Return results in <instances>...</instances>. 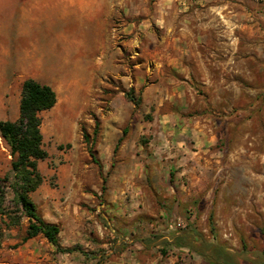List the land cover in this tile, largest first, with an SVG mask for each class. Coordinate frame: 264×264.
<instances>
[{
  "label": "rangeland",
  "instance_id": "obj_1",
  "mask_svg": "<svg viewBox=\"0 0 264 264\" xmlns=\"http://www.w3.org/2000/svg\"><path fill=\"white\" fill-rule=\"evenodd\" d=\"M131 1L111 0L115 13L102 43L106 50L102 47L101 69L98 59L89 64L98 71L81 92L85 98L72 105L62 99L67 81L56 69L39 71L30 60L47 54L58 62L61 53L80 57L86 65L89 52L78 39V28L70 27V36L67 28L64 37L47 8L18 11L16 27H7L5 37L0 26V56L5 46L0 120L19 118L25 79L37 76L53 85L59 103L41 113L48 152L39 162L43 183L56 192L60 204H78L91 215L90 221L96 216L100 222L87 229L84 242L64 246L96 255L89 258L80 251L59 253L42 237L22 242L28 225L24 219L0 233V264H214L194 250L164 243L172 241V230L185 237L189 227L223 244L232 264H264V74L257 75L254 86L238 80L230 68L223 74L216 69L191 81L178 75L187 83L172 87L162 74L151 72L145 56L135 54L141 46L127 44L132 35L123 27ZM63 44L70 49L62 51ZM131 89L142 99L140 105L126 97ZM68 108L75 110L70 128ZM11 160L10 147L0 136V176L10 171ZM35 196L45 211L44 196ZM189 240L200 243L193 236Z\"/></svg>",
  "mask_w": 264,
  "mask_h": 264
},
{
  "label": "crops",
  "instance_id": "obj_2",
  "mask_svg": "<svg viewBox=\"0 0 264 264\" xmlns=\"http://www.w3.org/2000/svg\"><path fill=\"white\" fill-rule=\"evenodd\" d=\"M35 8H47L54 17L53 26L60 25L64 37L67 36V28L70 36V27H77L78 39L84 49H88L89 54L84 60L87 63L84 66L79 61L80 57L70 58L61 53L57 58L58 62L56 56L51 58L47 54H39L30 60L32 67L39 71L41 68H55L58 75L67 81V89L61 95L62 99L71 105L75 101L79 103L85 98L81 97V92L87 91L88 83L98 71L89 64L98 59L97 69H101L102 47L106 50L102 43L115 13L111 0H0V26L3 28V36L7 27H16L18 11ZM125 15L129 17V21L124 24L123 29L132 35L128 46H141V52L137 51L135 54L145 56L151 72L162 74L163 81L172 87L187 83L177 79L178 75L184 79L188 77L191 81V78L197 79L199 75L214 74L216 69H220L223 74L225 69L230 68L238 80L250 81L254 86L257 75L264 74V0H156L153 4L149 0H133L131 4H126ZM68 42L72 44L73 41L70 42L68 37ZM70 47L69 44H63L62 51L69 50ZM103 55H107V52ZM4 66L5 46L0 56V70ZM169 75L174 78L171 79ZM29 78L53 87L51 83L40 80L37 76ZM82 82L87 83L85 85ZM83 85L85 87L81 88ZM59 100L58 95L57 104ZM72 113H75L72 108H68L65 113L68 128L73 120L70 118ZM36 194L44 196L45 211L36 200ZM55 197L56 192L48 189L44 183L32 194L47 221L68 228V232L62 229L60 233L63 246L84 242L82 237L87 235V229L95 226L96 222L100 223L98 217L94 216L90 221L91 215L86 210L82 211L81 206L75 204L70 208L68 202L64 204L62 200L63 204H60ZM37 237L47 240L42 235ZM126 263L128 261L117 264ZM46 264H55V261H47Z\"/></svg>",
  "mask_w": 264,
  "mask_h": 264
},
{
  "label": "trees",
  "instance_id": "obj_3",
  "mask_svg": "<svg viewBox=\"0 0 264 264\" xmlns=\"http://www.w3.org/2000/svg\"><path fill=\"white\" fill-rule=\"evenodd\" d=\"M125 95L135 105H140L142 99L136 97L134 89L127 91ZM57 102V92L50 84L35 78H27L23 81L21 88L19 118L14 121L0 120V136L9 145L12 156L10 171L0 176V233L20 226L23 220L27 219L28 225L22 242L42 235L59 253L80 251L85 257L95 258V254H90L79 246L64 247L60 239L62 230L60 225L47 221L32 198V194L44 182L39 162L48 158V152L43 146L41 113L52 109ZM93 133L95 137L98 136L99 124L95 126ZM126 133L127 128L123 131L124 135ZM84 138L87 142L91 141L88 133L84 134ZM121 141L122 138L119 143ZM118 145L115 151L118 150ZM91 156L102 167L101 162L92 152ZM173 178L174 174L170 172L171 181ZM102 188L104 189V186ZM213 216V213L209 215L212 231L215 230ZM172 231V241H164L165 244H172L180 249L194 250L214 264H232L226 247L217 242L215 238L206 240L203 235L192 230L191 227L185 230V237ZM191 236L200 241L198 246L194 244V241L189 240Z\"/></svg>",
  "mask_w": 264,
  "mask_h": 264
},
{
  "label": "bare ground",
  "instance_id": "obj_4",
  "mask_svg": "<svg viewBox=\"0 0 264 264\" xmlns=\"http://www.w3.org/2000/svg\"><path fill=\"white\" fill-rule=\"evenodd\" d=\"M64 131V130H63ZM62 132V131H61ZM64 135H65V131H64ZM63 136V135H62Z\"/></svg>",
  "mask_w": 264,
  "mask_h": 264
}]
</instances>
